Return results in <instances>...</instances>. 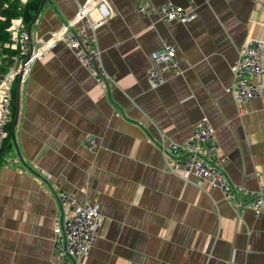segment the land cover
Instances as JSON below:
<instances>
[{"label":"crops","instance_id":"obj_1","mask_svg":"<svg viewBox=\"0 0 264 264\" xmlns=\"http://www.w3.org/2000/svg\"><path fill=\"white\" fill-rule=\"evenodd\" d=\"M90 1L51 0L32 39L51 38ZM140 1L91 6L104 20L95 36L114 84L100 86L59 43L14 85L17 148L12 138L0 166V264L55 263L60 192L99 204L104 217L76 264H264V212L239 211L219 189L173 175L158 144L161 135L185 143L206 117L233 185L264 189V95L242 113L231 92L242 51L264 41V0H147L196 14L187 25L139 15ZM164 42L175 47L180 73L165 72L151 89L152 55Z\"/></svg>","mask_w":264,"mask_h":264},{"label":"built area","instance_id":"obj_2","mask_svg":"<svg viewBox=\"0 0 264 264\" xmlns=\"http://www.w3.org/2000/svg\"><path fill=\"white\" fill-rule=\"evenodd\" d=\"M29 0H21L23 4ZM90 5L81 8L73 21L67 22L51 38L45 40L32 39L22 19L12 20L8 32L11 41L7 45L16 51L12 63L5 76L0 80V156L4 144L9 137L7 125L12 117L13 89L16 82L30 77L33 64L42 60L57 44L64 43L73 51L80 64L90 71L100 86L114 84L103 67L101 51L97 44L95 30L104 24L102 15L94 19L92 7L105 9L104 0H91ZM92 6V7H91ZM136 12L147 18L158 15L163 22L192 23L197 15L171 2L163 3L157 9L151 2L142 0ZM105 14V18L107 17ZM154 67L148 72V83L151 89H157L164 83L163 74L180 73L177 52L174 46L164 42L160 51L152 55ZM2 59L0 56V67ZM233 84L231 92L244 113V107L250 101L264 95V41H254L245 48L238 61L232 67ZM159 147L166 158L168 171L186 183H192L204 192L219 189L225 200L234 203L239 211L252 209L256 216L264 212V189L249 192L233 185L226 172L227 159L220 155V145L216 138V130L208 118L204 117L196 125L191 137L183 144L169 142L161 135ZM86 145L90 151L96 148V141L86 137ZM195 176V181H191ZM59 204L50 239L57 252L54 264H76L87 257L99 238L104 222L99 204L79 203L69 193H57Z\"/></svg>","mask_w":264,"mask_h":264},{"label":"trees","instance_id":"obj_3","mask_svg":"<svg viewBox=\"0 0 264 264\" xmlns=\"http://www.w3.org/2000/svg\"><path fill=\"white\" fill-rule=\"evenodd\" d=\"M42 0H29L23 4L21 0H0V56L2 65L0 67V80L5 76L16 51L11 50L7 45L11 41V35L8 28L12 24V20L22 19L25 27L28 29L39 11ZM15 88L13 89L12 100V117L7 125L9 137L6 140L2 154L0 156V166L5 162V153L9 145H11L12 132L14 130V121L16 118V105H15Z\"/></svg>","mask_w":264,"mask_h":264},{"label":"water","instance_id":"obj_4","mask_svg":"<svg viewBox=\"0 0 264 264\" xmlns=\"http://www.w3.org/2000/svg\"><path fill=\"white\" fill-rule=\"evenodd\" d=\"M47 3L50 4L51 3V0H42L41 5H40V8H39V11H38V13H37V15H36V17H35V19L33 21V24L28 28V32H29L30 36H32V31H31L32 30V26L34 25V23L38 19L39 15L43 11V9H44V7L46 6ZM16 124H17V116H16L15 121H14V128H15ZM12 138H13V141H14V145L17 148L14 131L12 133Z\"/></svg>","mask_w":264,"mask_h":264}]
</instances>
